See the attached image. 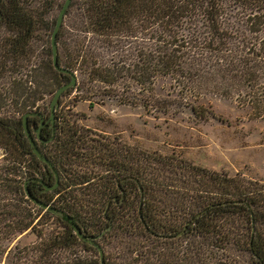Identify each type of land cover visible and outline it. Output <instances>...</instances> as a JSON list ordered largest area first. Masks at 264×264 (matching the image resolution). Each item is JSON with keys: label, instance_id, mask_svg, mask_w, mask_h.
Returning a JSON list of instances; mask_svg holds the SVG:
<instances>
[{"label": "trees", "instance_id": "16d2710c", "mask_svg": "<svg viewBox=\"0 0 264 264\" xmlns=\"http://www.w3.org/2000/svg\"><path fill=\"white\" fill-rule=\"evenodd\" d=\"M55 1L0 0V30L9 32L0 40V80L7 71L14 75L8 95L0 93V109L19 112L18 118L0 115V259L6 254L7 264H102L96 244L81 240L66 217L40 207L27 189L69 214L87 235L102 234L95 241L104 264L115 263L100 242L115 230L168 241L188 237L199 242L198 256L200 249L216 250L222 257L217 264H241L236 250L252 264H264L263 184L97 138L76 123L77 113L60 106L75 92L90 103L115 98L164 113L183 100L203 120L211 112L198 101L208 94L244 96L252 107H264V0H72L56 43L59 64L75 72L77 83L61 95L54 138L44 141L52 130L50 110H41L39 101L71 78L53 66L51 36L46 60L36 62L33 45L44 33L52 35L60 11L55 18ZM160 78L174 82L179 101L153 95ZM29 111L42 114V140L39 116L27 121L57 170L53 189L44 186L55 178L51 167L35 155L24 132L22 116ZM27 234L35 239L20 245ZM195 249L193 244L191 253Z\"/></svg>", "mask_w": 264, "mask_h": 264}, {"label": "rangeland", "instance_id": "374dc122", "mask_svg": "<svg viewBox=\"0 0 264 264\" xmlns=\"http://www.w3.org/2000/svg\"><path fill=\"white\" fill-rule=\"evenodd\" d=\"M64 1H55L53 11L55 18ZM5 34L9 32L0 30V40ZM50 36V31L44 33L33 45L37 63L40 60L41 62L46 60ZM103 54L105 58L111 56L110 52H103ZM17 68L15 65L10 66V69ZM13 76H9L7 71L4 79L0 80L2 96L8 95ZM125 83L129 84V80ZM122 87L120 89L126 92L127 85ZM155 87L154 96L158 94L160 99L180 100V96L176 93L177 88L169 78L158 79ZM99 92L101 90L97 88L95 93ZM77 96L75 92L63 96L60 106L67 114L77 113L76 123L91 130L92 136L117 139L134 150L137 148L145 153L162 156L173 155L218 173L237 174L264 185V107L262 103L253 102L252 107L251 103L247 102L248 97L236 99L208 94L198 101L202 108L211 112L210 115L206 113L207 119L203 120L200 116H194L188 109L189 105L183 100L180 103L181 107H173L174 109L164 113L162 110L146 108L140 104H121L115 98L103 102L92 99L90 103L89 100H79ZM51 98L50 92L43 96V100L39 101L41 110H47ZM95 98L98 97L95 96ZM13 108L9 107L7 111H4L1 107L0 115L6 112L9 116L18 118L19 112ZM1 157L2 151H0V164ZM97 171L100 172L101 169L95 166L94 172ZM52 225L58 227L59 224L54 221ZM34 239L33 234L22 235L18 243L25 245ZM16 242L17 239L9 245L12 247ZM100 243L105 246V253L115 264H217V257L222 258L215 249L212 251L213 254L205 251L203 253L200 249V256H198L199 242L192 241L188 237L168 241L136 235L132 231L130 234H125L115 230L107 237V240H101ZM193 244L196 249L194 253H191ZM235 254L241 264H252L250 256L244 252L236 250ZM222 261L224 262L225 259ZM0 264H7L6 254L0 259Z\"/></svg>", "mask_w": 264, "mask_h": 264}, {"label": "water", "instance_id": "95a60500", "mask_svg": "<svg viewBox=\"0 0 264 264\" xmlns=\"http://www.w3.org/2000/svg\"><path fill=\"white\" fill-rule=\"evenodd\" d=\"M70 1L71 0H65L64 1L63 5H62V7H61V9H60V11L58 13V16H57V19H56V23H55V26H54V29H53V32H52V35H51V50H52V63H53V66H54V68L57 71L63 72V73H68L71 76V78H70V80L68 82L60 85L55 90V92H54V94H53V96L51 98V101L49 103V110H50V118L52 119V121L54 119L55 111L58 108L59 99L61 98V95L67 89L74 88L76 86V83H77V76H76L75 72H72L71 70L62 67L59 64V62H58V48H57V43H56L57 32H58L59 28L61 27L64 14H65V12H66L69 4H70ZM29 116H39V118H40V125L38 126V129H37V139L42 140L41 139V136H40V129H41L42 125H44L43 118H42V114L40 112H38V111H29V112H25L23 114L22 119H23V124H24V132H25V134H26V136H27V138L29 140V143H30V145L32 147V151L35 153V155L43 163H45L46 165L50 166L51 169H52V171L54 172L55 182L53 184H51V185L44 184V186H45L46 189H53L58 184L59 176H58L57 170L55 169V167L52 164V162L41 152L39 146L37 145L36 139L33 136L32 131L30 130L29 125H28L27 118ZM44 141H46V140H44ZM26 193L40 207L45 208V209H47V210H49V211H51L53 213L59 214L60 216L66 217L69 220L71 226L73 227L75 233L78 235V237L81 240L88 241V242H91V243L96 244V246L99 248L101 263L104 264V253H103V249L101 248L100 244L95 241V239H97L98 237H100L102 234H99L97 236L87 235L86 232H85V230H82L80 228V225L78 223H76L73 220V218L69 214H67L65 211H63L60 208L54 207L51 204H49L47 202H44V201L38 199L37 197H34L32 194H30L28 192L27 189H26Z\"/></svg>", "mask_w": 264, "mask_h": 264}, {"label": "flooded vegetation", "instance_id": "af4514ba", "mask_svg": "<svg viewBox=\"0 0 264 264\" xmlns=\"http://www.w3.org/2000/svg\"><path fill=\"white\" fill-rule=\"evenodd\" d=\"M55 115V114H54ZM47 121V120H46ZM49 121H50V127L52 128V130H51V134H50V137L48 138V139H46V141H48V140H53V138H54V135H55V127H54V124H55V117H54V119H53V121H52V119L51 118H49ZM54 173V172H53ZM55 176V175H54ZM59 180V179H58ZM55 182V178H54V180H53V183ZM52 183V184H53ZM117 184H118V182H117ZM122 197L124 198V194H123V192H122ZM116 197V196H115ZM123 200V199H122ZM121 200V201H122Z\"/></svg>", "mask_w": 264, "mask_h": 264}]
</instances>
